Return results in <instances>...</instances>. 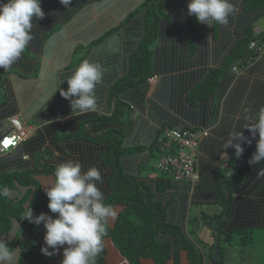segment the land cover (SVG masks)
<instances>
[{"label": "crops", "instance_id": "obj_1", "mask_svg": "<svg viewBox=\"0 0 264 264\" xmlns=\"http://www.w3.org/2000/svg\"><path fill=\"white\" fill-rule=\"evenodd\" d=\"M142 1L74 0L42 33L38 48L27 53L29 59L26 61L31 62L27 70L19 66L7 70L0 68L1 73L7 74L6 81L0 86V138L10 130L9 119L14 116L22 119L23 126L29 131L16 149L0 152V174L7 171L21 173L36 165L38 169L56 168L65 161L78 160L85 171L90 167L100 170L102 183L97 186L106 203L112 193L113 168L109 164L103 165L100 155L108 152L107 145L83 139L56 142L54 137L60 131L73 135L82 126L94 136L110 127L119 128L124 133L123 148L134 149L120 157L122 174L144 185L151 198L165 209L166 223L176 226L197 253L206 254L207 259L203 258L202 264H209V249L215 240L224 249L222 257L225 258L229 246H248L251 244L250 232L264 231V161L250 166L249 159L245 160L242 176L231 180L222 177L229 170V158L235 156L234 149H223L228 132L241 130L251 141L250 144L241 143L243 154L255 152L259 137L243 127L254 125L264 116V44L260 54L246 66L238 68L237 72H232L231 67L209 98L191 104L187 97L212 68L222 65L248 27L259 29L264 8L249 11L244 8V0H231L236 12L229 17L228 24L213 23L209 27L188 15V0L168 3L162 9L166 19L159 23L158 35L152 45L153 80L123 95L129 106L127 122L92 124L96 118L111 115L112 107L108 101L111 84L127 71L129 57L136 45L135 40L126 44L127 27L119 30L118 35L115 31L116 34H110L100 43L94 41ZM59 5L56 0L53 6ZM135 18L136 24L143 22L142 15ZM85 59L98 62L105 69L95 90L98 110L72 116L69 101L60 96V90H67L66 80ZM184 128L198 129L200 133L193 167L195 180L174 181L170 176L154 173L151 165L154 159L157 162V153L152 151V146L163 131ZM53 177L54 173H42L34 179L45 192L44 186ZM225 186L231 194L230 210L216 219L213 216L224 210L220 203L222 195L226 197L227 193L229 196ZM25 191V186L16 184L9 197L17 200ZM204 206L211 210L203 209ZM112 207L116 215L109 219V227L114 225L124 205ZM41 213L53 216L48 210L38 215ZM15 221L12 220L10 229L0 235L5 241L15 240L14 248L21 247L29 237L22 229L21 221H16L19 229L15 228ZM218 222H221L220 231L217 230L215 235L208 234V230L216 229ZM158 240L166 242L175 251L173 236L159 234ZM37 241L44 244L43 238ZM103 244L107 250V264H128L109 238L104 239ZM62 251L63 247L49 263L61 264ZM171 259L168 264H175ZM188 261L187 251L179 249L176 263L188 264ZM20 264L31 263L22 260ZM143 264H152V261L144 260ZM221 264H224L223 260Z\"/></svg>", "mask_w": 264, "mask_h": 264}, {"label": "trees", "instance_id": "obj_2", "mask_svg": "<svg viewBox=\"0 0 264 264\" xmlns=\"http://www.w3.org/2000/svg\"><path fill=\"white\" fill-rule=\"evenodd\" d=\"M55 1L56 0H40V6L45 16L43 19L34 21L32 29L33 38L22 53L20 59L12 66H19L24 70H27L31 66V62L26 61L29 59L27 58V53L38 48L39 42H41V38H43L42 33L54 24L58 20L57 18L63 15V12L67 11L68 7L65 8L62 5L53 6ZM73 1L74 0H72V2ZM173 1L174 0H143L138 7L127 14L122 20L118 21L112 29L105 31L94 41V43H100L110 34L117 33L118 35L120 32L119 30L123 27H127L126 44H132L135 40L136 45L135 50L129 57V67L127 71L111 84L108 94V101L112 107L111 115L105 118H96L91 121L92 124L102 123L105 125H113L116 122H127L126 117L129 112V106L123 99V95L128 91L136 90L138 86H143L149 79L153 78L150 62L152 45L158 35L159 23L161 20L166 19V14L162 9L168 3H173ZM244 8L249 11L262 9L264 8V0H244ZM137 15H142V23L136 24L135 17ZM251 42L256 43L255 47L250 48ZM263 44L264 28L256 35L253 28L248 27L245 36L239 40L232 53L224 60L222 65L212 68L205 79L189 92L187 97L188 101L191 104H195L197 101L209 98L217 90L224 74L233 66L237 68L246 66L260 54ZM6 75V73L0 72V86L6 81ZM1 94L0 91V98ZM20 120L22 121V119ZM123 135L124 133L121 129L110 127L101 135L94 136L88 133L82 126L77 133L73 135L60 131L56 133L54 137V141L56 142H70L71 140L75 142L83 139L85 141L105 143L108 147V152L103 156L100 155L102 164H109L113 168V174L110 180V184L113 187L112 193L105 204L111 206L122 204L124 205V209L118 214L112 227L107 225V236L104 237V239H110L120 256L124 258L128 264H143L144 260H151L152 264H168V262L172 260L171 258H173L175 264H177V251L179 249L187 251L189 259L188 264H202L199 253L195 251L176 226L166 223L165 209L151 198L149 191H147L144 185L122 174L120 157L127 152L134 151V149L130 150L123 148ZM162 140L163 135L161 134L156 144L153 146L151 145L152 151H156L157 156V146ZM21 142L13 147V149H16ZM252 155L253 152L250 151L243 154V156L241 155L239 158L236 156L230 157L228 160L229 170L224 173L222 177H227L229 178L228 180H231L242 176V162L250 159ZM54 171L55 167L45 166L42 167V169H38V165H36L34 169L26 170L25 172L7 171L0 174V188L7 187L12 191L16 184L25 186L26 188L24 195L17 200L0 196V235H3L10 229L11 221L14 219L16 221H21L22 229L29 235L28 239L21 243L23 251L20 254V262L26 260L31 264H50L49 261L54 257H47L40 251L41 247H44V244L38 243L37 239H42L44 237L45 232L43 225L37 226L29 223L27 220H23L26 207L28 206L32 208L34 216L38 215V213L43 210L49 211L47 208L48 198L45 192L40 190L34 176L42 173L52 174ZM160 175L162 177H168L166 174ZM222 187L224 188V182ZM225 188L230 198L228 205L225 195H222L220 203H222L224 210L220 214L213 216L214 218L230 210L231 194L229 188L227 186H225ZM220 192L222 193L223 190L220 189ZM51 214L53 217H56V214ZM220 225L221 222H218L216 229H211L214 235L217 230L220 231ZM159 234H169L173 236L175 251H173L166 242L158 240ZM216 238L217 237H215V239ZM214 243L209 249L210 264H213L212 252L214 250ZM16 244L17 242L15 240L11 241L9 242V247L14 248ZM49 251H51V249H49ZM221 254L222 250L218 243L216 264H221V259H218ZM95 264H107V250L104 244L103 251L95 259Z\"/></svg>", "mask_w": 264, "mask_h": 264}, {"label": "clouds", "instance_id": "obj_3", "mask_svg": "<svg viewBox=\"0 0 264 264\" xmlns=\"http://www.w3.org/2000/svg\"><path fill=\"white\" fill-rule=\"evenodd\" d=\"M59 3L67 8L72 0H59ZM235 12L231 0H188L187 4L188 15L209 27L213 23L227 25ZM44 16L40 0H0V68L10 69L20 59L33 38L34 21ZM104 72L100 63L85 59L66 80L67 90L61 89L60 96L69 101L72 116L98 110L95 90ZM243 128L259 137L255 152L247 161L250 166L258 165L264 161V117ZM242 142L251 143L241 130L228 132L223 149H234L239 158L244 152ZM99 183L102 176L96 167L85 171L78 160L57 165L53 179L44 186L47 208L57 214L56 217L45 213L34 216L28 206L23 219L37 226L43 224L45 246L40 249L43 255L54 256L63 247L61 264H95L96 257L103 251L108 221L116 215L114 208L104 203ZM11 195L9 188H0V196ZM14 226L19 229L16 221ZM22 251L21 247H9V241L0 237V264H19Z\"/></svg>", "mask_w": 264, "mask_h": 264}, {"label": "built area", "instance_id": "obj_4", "mask_svg": "<svg viewBox=\"0 0 264 264\" xmlns=\"http://www.w3.org/2000/svg\"><path fill=\"white\" fill-rule=\"evenodd\" d=\"M259 29H254L257 35ZM255 42L250 43V48L255 47ZM232 72H237L236 66L232 67ZM153 78L149 79L151 82ZM15 127L19 130L18 135L5 137L0 140V152H9L18 140L22 139L23 132L18 124L14 122ZM166 134V136H165ZM200 137L198 129H173L165 130L163 139L157 146L158 159L156 168L160 174H166L173 180L194 181L196 176L193 172L194 162L196 158V147Z\"/></svg>", "mask_w": 264, "mask_h": 264}, {"label": "rangeland", "instance_id": "obj_5", "mask_svg": "<svg viewBox=\"0 0 264 264\" xmlns=\"http://www.w3.org/2000/svg\"><path fill=\"white\" fill-rule=\"evenodd\" d=\"M263 25H264V16L260 18V21H259L260 27H257V28H259V30L261 31L263 30V28H261ZM157 159H158V156H157ZM154 161L155 159L152 161L153 163L151 166L153 168V172L155 173L157 171L156 169L157 162L156 161L154 162ZM202 208L207 209L208 211L211 210V207H208V206H204ZM193 209H195V207H193ZM189 233L192 234L191 231H189ZM209 233H211V231L208 230V234ZM250 234H251V244L249 243L248 246L243 245L242 248L238 247V245L235 244L233 247L228 248V250L225 252L227 257L223 258L222 257L223 253H222L221 256L218 257V259L223 260L224 264H264V231L254 230L253 232H250ZM216 242L217 241H215V243ZM215 243H214V247L216 245ZM220 249L224 251V249H222L221 246H220ZM199 256L202 259V263L204 262L203 258L207 259L206 254L202 255L201 253H199ZM208 258H209V255H208ZM212 263H213V258H212Z\"/></svg>", "mask_w": 264, "mask_h": 264}, {"label": "bare ground", "instance_id": "obj_6", "mask_svg": "<svg viewBox=\"0 0 264 264\" xmlns=\"http://www.w3.org/2000/svg\"><path fill=\"white\" fill-rule=\"evenodd\" d=\"M14 122H18V124H19V126H20V128H21V130H22V132H23V135H22V139H21V140H18V141H17L13 146H11L10 148L15 147L19 142H21L23 139H25V138L28 136V133H29V131L23 126V123H22V121L20 120V118L17 117V116H14V117H12V118L9 119L10 130L8 131V133L2 135V137L0 138V140H3V138H5V137H11V135L16 136V135L20 134V133H19V130L15 127ZM171 130H172V129H169V131H171ZM163 133H164V131H163ZM163 133H162V135H163ZM165 136H166V134H165ZM163 140H164V139H163ZM3 152H4V151H3ZM174 181H175V180H174Z\"/></svg>", "mask_w": 264, "mask_h": 264}, {"label": "water", "instance_id": "obj_7", "mask_svg": "<svg viewBox=\"0 0 264 264\" xmlns=\"http://www.w3.org/2000/svg\"><path fill=\"white\" fill-rule=\"evenodd\" d=\"M228 200H229V196L227 195L226 193V201H227V204H228ZM226 218V216H224V219ZM217 233V231H216ZM215 247H214V252H213V264H216L217 263V242L215 243ZM228 248H231V246H229Z\"/></svg>", "mask_w": 264, "mask_h": 264}]
</instances>
